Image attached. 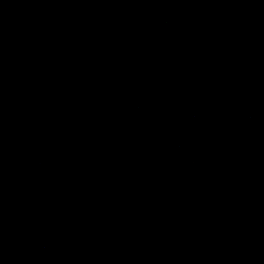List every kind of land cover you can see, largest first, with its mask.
Instances as JSON below:
<instances>
[{"label":"water","instance_id":"1","mask_svg":"<svg viewBox=\"0 0 264 264\" xmlns=\"http://www.w3.org/2000/svg\"><path fill=\"white\" fill-rule=\"evenodd\" d=\"M0 264H264V0H0Z\"/></svg>","mask_w":264,"mask_h":264}]
</instances>
